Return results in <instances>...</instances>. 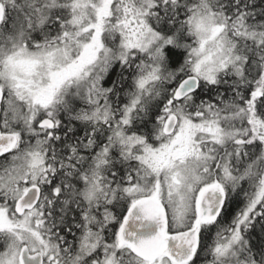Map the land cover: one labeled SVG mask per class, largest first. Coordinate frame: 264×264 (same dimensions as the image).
I'll use <instances>...</instances> for the list:
<instances>
[{
  "label": "snow or ice",
  "instance_id": "6c2138e0",
  "mask_svg": "<svg viewBox=\"0 0 264 264\" xmlns=\"http://www.w3.org/2000/svg\"><path fill=\"white\" fill-rule=\"evenodd\" d=\"M0 264H264V0H0Z\"/></svg>",
  "mask_w": 264,
  "mask_h": 264
}]
</instances>
